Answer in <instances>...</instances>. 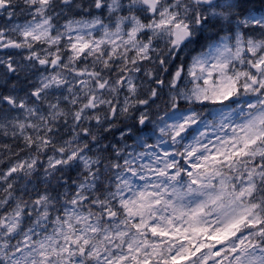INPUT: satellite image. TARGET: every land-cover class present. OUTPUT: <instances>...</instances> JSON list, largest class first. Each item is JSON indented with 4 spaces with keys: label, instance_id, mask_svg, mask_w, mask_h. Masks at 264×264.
Instances as JSON below:
<instances>
[{
    "label": "snow or ice",
    "instance_id": "snow-or-ice-1",
    "mask_svg": "<svg viewBox=\"0 0 264 264\" xmlns=\"http://www.w3.org/2000/svg\"><path fill=\"white\" fill-rule=\"evenodd\" d=\"M0 264H264V0H0Z\"/></svg>",
    "mask_w": 264,
    "mask_h": 264
}]
</instances>
